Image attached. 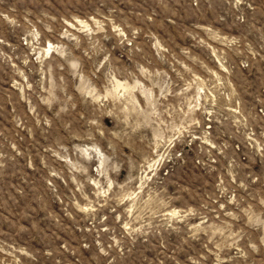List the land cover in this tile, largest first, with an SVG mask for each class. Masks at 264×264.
I'll use <instances>...</instances> for the list:
<instances>
[{
	"label": "rangeland",
	"instance_id": "obj_1",
	"mask_svg": "<svg viewBox=\"0 0 264 264\" xmlns=\"http://www.w3.org/2000/svg\"><path fill=\"white\" fill-rule=\"evenodd\" d=\"M0 264H264V0H0Z\"/></svg>",
	"mask_w": 264,
	"mask_h": 264
},
{
	"label": "bare ground",
	"instance_id": "obj_2",
	"mask_svg": "<svg viewBox=\"0 0 264 264\" xmlns=\"http://www.w3.org/2000/svg\"><path fill=\"white\" fill-rule=\"evenodd\" d=\"M116 85H117L116 87H120V86H121V87H125V86H123V85H121V84H119V83H117Z\"/></svg>",
	"mask_w": 264,
	"mask_h": 264
}]
</instances>
